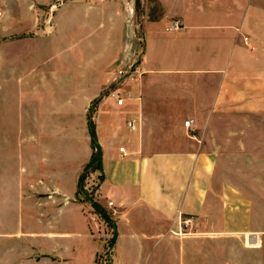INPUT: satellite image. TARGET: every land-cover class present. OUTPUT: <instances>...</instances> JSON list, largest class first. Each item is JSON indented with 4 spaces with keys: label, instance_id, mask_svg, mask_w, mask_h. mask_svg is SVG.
Returning a JSON list of instances; mask_svg holds the SVG:
<instances>
[{
    "label": "crops",
    "instance_id": "1",
    "mask_svg": "<svg viewBox=\"0 0 264 264\" xmlns=\"http://www.w3.org/2000/svg\"><path fill=\"white\" fill-rule=\"evenodd\" d=\"M141 2L140 49L135 0H0V182L15 184L17 219L9 264H100L107 224L79 191L90 116L101 168L89 180L102 176L111 264H234L228 237L264 264V187L244 171L264 166V0ZM42 6L48 25L24 35V8ZM174 20L182 27L167 29ZM135 58L142 74L118 104L119 61ZM179 212L198 217L196 232H173Z\"/></svg>",
    "mask_w": 264,
    "mask_h": 264
},
{
    "label": "rangeland",
    "instance_id": "2",
    "mask_svg": "<svg viewBox=\"0 0 264 264\" xmlns=\"http://www.w3.org/2000/svg\"><path fill=\"white\" fill-rule=\"evenodd\" d=\"M123 1L128 2V0H123ZM49 8L50 7H44V6H42V7H28V8L25 7L24 8L25 9V16H24L25 17V23H24V30L25 31H24V35L32 34L34 31H36V29L40 30L42 26L45 27L46 25H48V23H46V22L42 23L41 20L38 19V17L43 16V15L44 16L47 15L48 14L47 10H49ZM0 9L3 10V8H1V7H0ZM12 9H16V8H12ZM33 19H35L34 22H33ZM142 20H143L142 2H141V0H135L134 7H133V13L131 15V19H130L129 23L135 29V33H136L135 40H136V43L140 49H141L140 46L143 42V40L141 38L142 37V25H141ZM129 23H128V25H129ZM119 25L120 24H118V26H116V28L113 29L116 37L119 34ZM106 29H107V27L105 28V31H106ZM112 51H113V49H112ZM139 52L137 54H139ZM119 63L122 64L123 62H121V60H120ZM119 63L117 65H119ZM117 65H116V67H117ZM0 99H2V92L1 91H0ZM4 106L6 107V105L3 102H0V114L1 115H3L2 111H4ZM10 117L12 120L17 119V117H15L14 114H11ZM0 122H1V119H0ZM190 133H191V131H190ZM8 137L9 136L7 135L6 139ZM9 139H10V137L8 138V140ZM8 140H7V143H8ZM97 169H100V168H94V169L91 168V170L88 171L86 174L84 171L83 174H85V177L84 178L82 177L80 180V183H81V186L83 189H85V186L87 184H89V191L91 194H93L92 197L94 198V200H97L96 187H97V184H98L97 182L99 181L98 178L100 175H98V174L96 175V178L94 179L95 181H91L89 179L91 178L92 171H97ZM235 169H241V167H236ZM244 171L248 172V173H246L247 178L254 180V181H252L253 182L252 184L254 185L253 188H255V190L260 186L264 187V181L261 182V179L264 178V166H246V167H244ZM3 173L6 175V177L13 175V173H15L14 169L11 166V163H9V164L6 163V166H5ZM237 176L240 177V175H237ZM256 180H260V181H256ZM14 186H15V184L12 182H9V181L3 182V183L0 182V264H2L1 263L2 261H3V264H9V259H10V255H8V252H6V249H8V248L6 246L3 247V244H4L5 240L11 238V233L13 232V229L15 227L16 220H17L16 215L11 214V212L14 211V206H15ZM2 187L4 188L3 193L1 191ZM12 187H13V189H12ZM263 192H264V189H263ZM260 194L262 195V193L259 191V195ZM255 201L258 203V205L260 207L261 206L264 207V194H263V198L260 197V199H256ZM102 206L104 207V205H102ZM101 220H102V222H105L107 224V226L105 227L107 234L104 233V236H103V238H105V240H106L104 243L106 248L104 249V252H102V254L99 258V261H100V264H111V261H110V259H111V257H110L111 244H112L111 242H112L114 234H112V231H111L112 227L104 219H101ZM227 245H228V247H232L233 263L234 264H256L255 263V260L257 258L256 252H250L249 251L248 253H245L244 250L240 246L241 245V239L239 237H228L227 238ZM2 250H5V252H3L4 257L1 258Z\"/></svg>",
    "mask_w": 264,
    "mask_h": 264
},
{
    "label": "built area",
    "instance_id": "3",
    "mask_svg": "<svg viewBox=\"0 0 264 264\" xmlns=\"http://www.w3.org/2000/svg\"><path fill=\"white\" fill-rule=\"evenodd\" d=\"M181 27L182 23L179 20H174L167 29L178 30ZM245 39L248 40V37H245ZM141 74L142 72L139 70L137 58L123 62L117 68V76L115 77L116 86L110 90V94L117 98L118 104H123L125 97L131 95V92L127 89H123L122 86L125 83H129L130 81L139 78ZM129 125L135 127V122L130 121ZM185 125L189 128H192V119L186 120ZM120 149L121 151H124L123 146ZM178 221L180 225L179 230H173V232L176 234L196 232L200 226L198 217L195 215H186L179 212Z\"/></svg>",
    "mask_w": 264,
    "mask_h": 264
},
{
    "label": "trees",
    "instance_id": "4",
    "mask_svg": "<svg viewBox=\"0 0 264 264\" xmlns=\"http://www.w3.org/2000/svg\"><path fill=\"white\" fill-rule=\"evenodd\" d=\"M90 131H91V134H92V140H93V144H94V153L92 155V159L90 160V162L86 165L84 171H85V174L91 170V168H101V157H100V150L98 148V144H97V141H96V136H95V128H94V124H93V121H92V118L90 116ZM85 174H83L81 176V178L85 177ZM80 178V180H81ZM100 179H102V176H100ZM79 191L80 192H85L86 193V196L89 198V200L91 201L93 207H94V210L95 212H97L102 219H104L113 229H114V224L112 222V218L110 217V214L108 212V210L103 207L97 200H94V198L92 196H90L88 194V192H86L85 189L82 188L81 186V183H79ZM114 239H112V242L113 243Z\"/></svg>",
    "mask_w": 264,
    "mask_h": 264
}]
</instances>
